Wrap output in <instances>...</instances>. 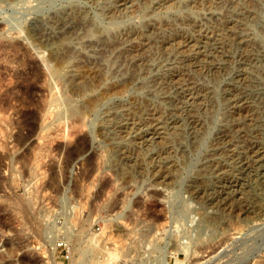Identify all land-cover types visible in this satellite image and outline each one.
I'll use <instances>...</instances> for the list:
<instances>
[{
    "label": "rangeland",
    "instance_id": "rangeland-1",
    "mask_svg": "<svg viewBox=\"0 0 264 264\" xmlns=\"http://www.w3.org/2000/svg\"><path fill=\"white\" fill-rule=\"evenodd\" d=\"M261 152L264 0H0V264H264Z\"/></svg>",
    "mask_w": 264,
    "mask_h": 264
},
{
    "label": "built area",
    "instance_id": "built-area-1",
    "mask_svg": "<svg viewBox=\"0 0 264 264\" xmlns=\"http://www.w3.org/2000/svg\"><path fill=\"white\" fill-rule=\"evenodd\" d=\"M118 228H122V224L118 223ZM116 230V228H115ZM141 234L145 233L144 230H140ZM86 243L82 245L81 250L83 253H104L115 256L120 249L116 241L108 242L111 236V231L104 227L103 220L97 219L91 226L87 227L84 231ZM144 236V235H143ZM71 235L66 232L59 233L51 246L52 255H57L60 259L58 264H68L73 255V246L71 242ZM116 261L114 264H118ZM91 264H97L92 262ZM110 264V263H107Z\"/></svg>",
    "mask_w": 264,
    "mask_h": 264
},
{
    "label": "bare ground",
    "instance_id": "bare-ground-1",
    "mask_svg": "<svg viewBox=\"0 0 264 264\" xmlns=\"http://www.w3.org/2000/svg\"><path fill=\"white\" fill-rule=\"evenodd\" d=\"M249 1H250V0H249ZM253 3H254V2H253ZM233 4H234V3H233ZM231 5H232V4H231ZM234 5H235V4H234ZM251 6H252V5H251ZM244 7H245V6H244ZM254 7H255V6H254ZM254 7H253V8H254ZM227 8H228V7H227ZM231 8H232V7H231ZM231 8H230V9H231ZM237 8H238V7H237ZM239 8H240V7H239ZM242 8H243V7H242ZM228 9H229V8H228ZM243 9H244V8H243ZM246 9H248L247 6H246ZM231 10H232V9H231ZM235 10H236V9H235ZM225 11H227V9H226ZM228 11H229V10H228ZM238 11H239V10H238ZM244 12H245V11H244ZM244 12H243V13H244ZM230 13H231V12H230ZM239 13H240V12H239ZM246 13H247V12H246ZM257 13H258V12H256V14H257ZM211 14H212V13H211ZM232 14H234V13H232ZM241 14H242V12H241ZM251 14H252V13H251ZM213 15H214V14H213ZM247 15H248V14H247ZM253 15H254V13H253ZM253 15H252V16H253ZM227 16H228V15H227ZM252 16H251V17H252ZM231 17H232V16H231ZM242 17H243V16H242ZM251 17H250V18H251ZM254 17H255V16H254ZM212 18H213V16H212ZM215 18H217V17H215ZM228 18H229V17H228ZM208 19H209V18H208ZM242 19H243V18H242ZM246 19H247V18H246ZM246 19H245V20H246ZM217 20H218V19H217ZM217 20H216V21H217ZM247 20H248V19H247ZM251 20H252V18H251ZM255 20H256V19H255ZM219 21H220V20H219ZM219 21H218V22H219ZM234 26H235V25H234ZM236 41H237V40H236ZM252 41H253V39H252ZM254 44H255V43H254ZM252 45H253V43H252ZM252 47H253V46H252ZM255 47H256V46H255ZM255 50H256V49H255ZM248 52H249V51H248ZM253 52H254V51H252V53H251L252 55H253ZM249 53H250V52H249ZM254 54H255V53H254ZM256 57H257V56H256ZM252 58H255V56L253 55ZM57 62H58V61H57ZM57 62H56V63H57ZM61 62H62V61H61ZM251 62H252V59H251ZM58 63H59V62H58ZM58 65H59V64H58ZM58 65H57V66H58ZM61 65H62V64H61ZM54 68H56V67H54ZM56 69H57V68H56ZM52 72H54V71H52ZM244 76H245V74H244ZM96 80H97V79H96ZM235 96H236V95H235ZM244 99H245V98H244ZM245 100H246V99H245ZM245 100H244V101H245ZM230 101H231V100H230ZM246 101H247V100H246ZM235 102H236V101H235ZM239 102H240V101H239ZM242 102H243V101H242ZM247 102H248V101H247ZM250 103H251V102H250ZM235 104H237V103H234V106L232 105L234 108L237 107V106H235ZM240 104H241V102H240ZM241 105H243V107H244L245 105H248V107H249L251 104H249V103L247 104V103H246V104L244 105V103H243V104H241ZM239 107H240V105H239ZM243 107H242V108H243ZM248 107H247V108H248ZM249 109H250V108H249ZM238 110H239V109H238ZM240 110H241V109H240ZM243 110H244V109H243ZM245 110H246V106H245ZM250 111H251V110H250ZM245 112H246V111H245ZM247 112H248V111H247ZM251 146H252V145H251ZM257 146H258V145H257ZM257 148H258V147H257ZM260 150H261V149H260ZM256 152H258V151L256 150ZM252 153H253V152H252ZM258 153H259V152H258ZM261 153H262V152H261ZM262 154L264 155V152H263ZM256 155H257V154H256ZM257 156H258V155H257ZM261 156H262V155H261ZM261 156H260V157H261ZM263 157H264V156H263ZM259 159H260V158H259ZM255 160H256V159H255ZM257 160H258V159H257ZM262 161H263V159H262ZM262 161H261V162H262ZM254 162H255V161H254ZM258 162H259V161H258ZM258 162H257V163H258ZM251 163H252V162H251ZM262 163H263V162H262ZM262 166H263V165H262ZM255 170H256V169H255ZM260 172H262V171H260ZM262 173H263V172H262ZM263 176H264V175H263ZM246 197H247V196H246ZM246 197H245V198H246ZM240 199H241V197H240ZM242 199H243V198H242ZM241 202H242V201H241ZM242 203H243V202H242ZM225 204H226V203H225ZM230 204H231V203H230ZM250 204H253V203H250ZM242 207H243V206H242ZM256 207H257V206H256ZM229 208H230V207H229ZM229 208H228V209H229ZM246 208H247V209L244 208V210H245L244 213L248 212V210H249V208H250V209H251V214H253V216H254V212L256 213V208H255V206L252 205V206L250 207V205H249V207H246ZM259 211H260V210H259ZM240 213H241V212H240ZM238 215H239V214H238ZM256 216H257V215H256ZM238 217H239V216H238ZM257 219H258V218H257ZM226 221H227V220H226ZM226 221H225V223H226ZM225 223H224V224H225ZM231 223L233 224V222H231ZM234 223H237V222H234ZM227 224L229 225L230 222L227 223ZM237 224H238V223H237ZM225 225H226V224H225ZM233 225H234V224H233ZM233 225H232V226H233ZM238 225H239V224H238ZM229 226L232 228L231 225H229ZM226 227H227V226H226ZM238 227H239V226L235 227V225H234L233 228L235 229V228H238ZM228 228H229V227H228ZM228 228H227V229H228ZM233 228H232V229H233ZM225 230H226V228L224 229V231H225ZM240 230H241V229H240ZM177 231H178V230H177ZM231 231H234V230H231ZM237 231H238V230H237ZM174 232H175V231H174ZM227 232H228V231H227ZM175 233H176V232H175ZM236 233H237V232H236ZM66 234H68V233H66ZM238 234H239V233H238ZM50 253H51V252H50ZM44 256H45V255H44ZM48 256H49V255H48ZM52 256H53V255H52ZM48 258H49V257H48ZM42 260H43V258H42ZM42 264H52V263L50 262L49 259H48V261H47V259H46V260H44V261L42 262Z\"/></svg>",
    "mask_w": 264,
    "mask_h": 264
}]
</instances>
